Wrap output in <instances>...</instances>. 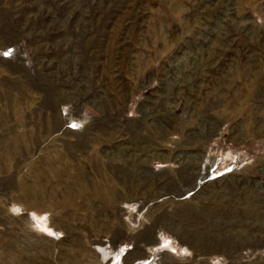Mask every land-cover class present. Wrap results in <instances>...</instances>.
<instances>
[{
    "label": "rangeland",
    "instance_id": "obj_1",
    "mask_svg": "<svg viewBox=\"0 0 264 264\" xmlns=\"http://www.w3.org/2000/svg\"><path fill=\"white\" fill-rule=\"evenodd\" d=\"M0 264H264V0H0Z\"/></svg>",
    "mask_w": 264,
    "mask_h": 264
},
{
    "label": "snow or ice",
    "instance_id": "obj_2",
    "mask_svg": "<svg viewBox=\"0 0 264 264\" xmlns=\"http://www.w3.org/2000/svg\"><path fill=\"white\" fill-rule=\"evenodd\" d=\"M5 55H7V53H5Z\"/></svg>",
    "mask_w": 264,
    "mask_h": 264
}]
</instances>
